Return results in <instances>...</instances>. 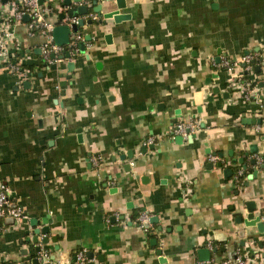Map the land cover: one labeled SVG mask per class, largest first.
<instances>
[{
	"label": "crops",
	"instance_id": "1",
	"mask_svg": "<svg viewBox=\"0 0 264 264\" xmlns=\"http://www.w3.org/2000/svg\"><path fill=\"white\" fill-rule=\"evenodd\" d=\"M44 2L51 24L53 9L67 10ZM7 3L0 5V44L8 51L0 56V182L23 218L0 220V264H32L36 246H45L54 264H68L78 251L92 252L95 264H161L158 249L166 264H222L237 250L253 254L246 264H264V234L235 223L247 202L264 200V161L239 180L224 174L233 159L264 160V68L249 75L257 83L249 100L233 99L240 65L227 71L216 62L264 57V0H125L121 12L129 18L118 23H99L89 11L82 17L92 24L78 30L80 41L91 36L84 53L59 59L65 51L46 67L43 38L28 32L27 21L1 23ZM245 117L260 118L261 131L242 123ZM179 122L195 125L192 140L175 142ZM128 150L132 157L120 160ZM142 211L158 217L148 233L134 221ZM44 217L52 219L48 243L43 235L26 240L29 220L40 226ZM200 248L210 251L208 260L198 258Z\"/></svg>",
	"mask_w": 264,
	"mask_h": 264
},
{
	"label": "built area",
	"instance_id": "2",
	"mask_svg": "<svg viewBox=\"0 0 264 264\" xmlns=\"http://www.w3.org/2000/svg\"><path fill=\"white\" fill-rule=\"evenodd\" d=\"M39 0H16L11 2H6L9 4V14H3V20L1 23L5 22L6 24H11L14 21H21L25 15L28 16L29 20L26 22L28 32L30 34L38 33L42 38L43 42L41 45V57L42 61L46 63V66L53 64L58 60L57 56L63 54L65 51L69 52L70 55H74L78 51V42L82 40V36L79 33H75L71 35L68 43L66 45H56L53 41L51 30L53 28V24L46 21V16L51 12L52 8L47 7L45 2L39 4ZM103 1V0H98ZM5 3V5H6ZM64 23H68V25L75 23L76 18H66L63 20ZM63 23V22H62ZM8 55L7 47L0 44V56ZM51 55H54L52 57ZM60 59V58H59ZM240 65L242 74L240 75V83L232 85L230 83V87L232 88L233 99L238 97H242L245 100H249L250 96L253 95V89L256 87V82L251 79H244V72L250 74L254 73V68L257 66L260 69L264 68V57H262L259 53H246L242 55L239 60L231 61L227 57H222L218 66L229 71L234 66ZM12 69L15 71L18 70V66L16 64L11 65ZM258 105L260 108L263 107V99H257ZM194 124L179 122L175 124L173 127V134L181 135L183 139H186L193 131ZM255 131L258 133L261 131L260 124H256L254 126ZM255 158L261 162L264 161L260 156H255ZM217 156L215 154L209 155V160L212 163L217 161ZM91 162L97 166L98 159L96 157L91 158ZM244 175V169H238L236 173L233 175L234 180H239L240 176ZM9 189L8 186L0 182V220L4 218H13L15 221H20L23 218V210L19 206H12L9 201ZM151 214L145 211L140 212L134 219L136 225L141 228L144 232L148 233L151 231ZM36 257L38 259V264H54L53 259L50 258V253L47 249H41L36 253ZM75 263L76 264H84L85 263V252L78 251L75 254ZM222 264H246V260L243 259V254L237 250L234 257L227 261H224Z\"/></svg>",
	"mask_w": 264,
	"mask_h": 264
},
{
	"label": "water",
	"instance_id": "3",
	"mask_svg": "<svg viewBox=\"0 0 264 264\" xmlns=\"http://www.w3.org/2000/svg\"><path fill=\"white\" fill-rule=\"evenodd\" d=\"M60 1L59 4H61V7H66L67 10H64L62 12H59L58 9H53L57 12V16H56V21L53 23V28L51 30L52 33V37H53V41L56 45L62 46V45H66L71 37V35L78 33L79 27H83L84 24H92L93 22V18L91 16L87 17L86 19H84L82 16H88L89 11H91L92 13L90 14H95V17L99 18L98 22L101 23L102 22V18H112L114 22L118 23L121 22L123 20H126L129 18V15L125 14V12H121L122 9L125 8L126 3L125 0H114L115 1V5L112 6L110 4V2L112 0H103V1H98V0H90V5H87L85 3H83L82 0H57ZM39 4H42L44 2V0H39L38 1ZM2 3H6V0H2ZM73 4H76V7H71ZM49 7H51V5H48ZM103 7H106L107 11L106 12H102ZM66 18H76V22L72 23L70 25H68V23H64V19ZM23 21H28L29 18L27 15H25L22 19ZM63 22V23H62ZM106 39H109L108 35L105 37ZM91 39V36L89 34H87L84 37V41H79L77 46L78 49L81 53H84L85 51V45L84 42L85 41H89ZM52 57H54V55H51ZM60 59L62 58H70V53L69 52H65L62 56L59 57ZM220 58L217 57L216 58V62H219ZM30 60H26V64H30L29 63ZM34 64H38V61L35 60ZM44 67H46V63L42 64ZM67 67L68 70L71 71L72 68L74 67V63L72 61H69L67 63ZM51 68H55V65H52ZM255 72H259L260 68L259 67H255L254 68ZM22 72V71H21ZM232 79H234V77L232 76ZM234 80H230V82H233ZM206 83L208 84V80L206 81ZM218 87H215L212 89L213 93H217L218 92ZM203 92L207 93L208 89H204ZM195 98V103L198 105V111H200L201 108V92H196L194 95ZM209 99H212V97H209ZM242 123H252V124H260L261 123V119L260 118H243L242 119ZM194 134H190L187 139L190 141L192 140V138H194ZM175 142L177 144L182 143L183 138L181 135H176L174 138ZM142 152H145L146 147L141 149ZM249 150L251 153H257L258 152V148L256 145L250 146ZM206 152H209L208 150ZM215 154V153H214ZM133 155V151L132 150H128L126 155L122 154L119 158L120 160H124L126 158V156L128 158H131ZM232 155V154H230ZM219 156H222V153H219ZM233 162H238V164H242L243 159L240 158L238 160L233 159ZM251 164L255 165L257 162V159L255 157H252V159H250ZM125 167L128 169L129 165L126 164ZM261 169H264V163H262L259 166ZM242 168L245 170V166H242ZM257 172L258 170H255L251 175L248 176V179H252L254 177L257 176ZM224 174L227 176H231L232 175V170L229 168H226L224 170ZM246 185V184H245ZM245 208L248 211L246 216H242L241 214H239L236 218H235V223L237 224H241L243 223L244 226H254L256 228V230L261 233L264 234V200H262L259 204H256V202L254 201H249L245 204ZM6 220H10L12 221V218H7ZM158 221V217L154 216L150 219V222H154L156 223ZM52 223V219L50 217H44L41 220V225L38 226V220L37 219H30L29 220V225L30 228H32L31 232H32V237L27 236L26 240H31L33 243H37L39 240L40 235H43V237H41L40 242L42 244H47L49 241V234H50V224ZM26 234H29V231H26ZM238 234L241 237L246 238L247 235L244 232V230H239ZM51 241L52 242H56L57 238L55 236L51 237ZM249 241L250 243H254L253 237L249 236ZM151 244L155 245L156 244V239H152L151 240ZM242 246L244 245V241H241L240 243ZM257 244L259 245V247H262V241H257ZM46 247H40V246H36L35 247V254L37 252H39L41 249H45ZM55 250L57 251L59 249L58 245H55ZM158 257V260L161 264H166V258H164L162 256V251L160 249L156 250ZM198 258L200 260H208L210 258V251L207 248H200L198 251ZM85 257L88 261L87 263L84 264H95L92 259L94 257L92 252H86L85 253ZM75 255H72L70 262H73V264L75 263ZM243 259L245 260V257H243ZM97 260L99 262H103V257L98 256ZM69 262V263H70ZM68 263V264H69ZM21 264H25V263H21ZM32 264H38V259L35 256L32 259Z\"/></svg>",
	"mask_w": 264,
	"mask_h": 264
},
{
	"label": "trees",
	"instance_id": "4",
	"mask_svg": "<svg viewBox=\"0 0 264 264\" xmlns=\"http://www.w3.org/2000/svg\"><path fill=\"white\" fill-rule=\"evenodd\" d=\"M11 1H16V0H6V2H11ZM2 4V0H0V5ZM255 75L256 76H259L260 75V72H256L255 73ZM244 79H249V73H247V72H244ZM231 164H232V166H231V170H232V175H234V173H235V165H236V163H234V162H231ZM249 165H253V164H251V162L250 161H248V162H242V164H238L237 166H245V169H248L249 171H251V169H249L248 167H249ZM231 175V176H232ZM243 176H240V178L239 179H241ZM243 253V256L244 257H247V256H252L253 254H250V253H245V252H242ZM74 255V254H73ZM69 264H73V262H70Z\"/></svg>",
	"mask_w": 264,
	"mask_h": 264
}]
</instances>
